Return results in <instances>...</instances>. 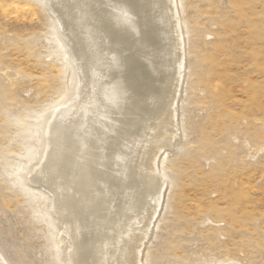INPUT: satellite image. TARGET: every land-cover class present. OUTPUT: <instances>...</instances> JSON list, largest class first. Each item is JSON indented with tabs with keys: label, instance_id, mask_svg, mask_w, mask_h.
I'll return each mask as SVG.
<instances>
[{
	"label": "rangeland",
	"instance_id": "374dc122",
	"mask_svg": "<svg viewBox=\"0 0 264 264\" xmlns=\"http://www.w3.org/2000/svg\"><path fill=\"white\" fill-rule=\"evenodd\" d=\"M176 2L179 140L159 158L165 189L145 262L264 264V0ZM53 25L41 0H0V250L9 264L63 262L35 193L15 180L35 164L45 116L69 95L71 71L48 44Z\"/></svg>",
	"mask_w": 264,
	"mask_h": 264
},
{
	"label": "bare ground",
	"instance_id": "6f19581e",
	"mask_svg": "<svg viewBox=\"0 0 264 264\" xmlns=\"http://www.w3.org/2000/svg\"><path fill=\"white\" fill-rule=\"evenodd\" d=\"M41 2L54 22L48 44L71 71L69 95L45 116L35 164L15 180L35 193L64 264H147L165 189L159 158L179 140L177 2ZM0 264H9L1 250Z\"/></svg>",
	"mask_w": 264,
	"mask_h": 264
},
{
	"label": "water",
	"instance_id": "95a60500",
	"mask_svg": "<svg viewBox=\"0 0 264 264\" xmlns=\"http://www.w3.org/2000/svg\"><path fill=\"white\" fill-rule=\"evenodd\" d=\"M65 250H66V248H65ZM64 253H61V256L63 255ZM64 256V255H63Z\"/></svg>",
	"mask_w": 264,
	"mask_h": 264
}]
</instances>
